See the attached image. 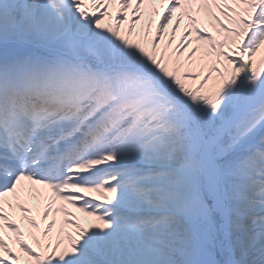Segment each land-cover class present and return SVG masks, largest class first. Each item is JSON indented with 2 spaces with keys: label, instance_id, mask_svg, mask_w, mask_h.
I'll return each instance as SVG.
<instances>
[{
  "label": "snow or ice",
  "instance_id": "snow-or-ice-1",
  "mask_svg": "<svg viewBox=\"0 0 264 264\" xmlns=\"http://www.w3.org/2000/svg\"><path fill=\"white\" fill-rule=\"evenodd\" d=\"M0 264H264V0H0Z\"/></svg>",
  "mask_w": 264,
  "mask_h": 264
}]
</instances>
